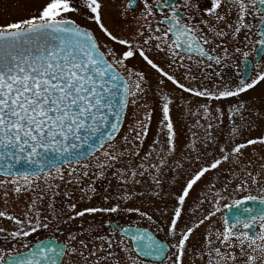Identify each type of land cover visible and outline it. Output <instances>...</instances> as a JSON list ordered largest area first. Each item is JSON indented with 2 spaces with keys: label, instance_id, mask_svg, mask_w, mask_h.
<instances>
[{
  "label": "snow or ice",
  "instance_id": "snow-or-ice-1",
  "mask_svg": "<svg viewBox=\"0 0 264 264\" xmlns=\"http://www.w3.org/2000/svg\"><path fill=\"white\" fill-rule=\"evenodd\" d=\"M138 2L143 7L134 18L140 23L131 37L114 34L105 26L101 0H80L79 5L74 0H44L37 13L0 25V176L4 177L0 179V189H3L5 198L9 184L14 194L33 193L22 219L0 210V217L11 219L16 225L15 230L8 234L10 238L23 240L41 227L48 228V217H41L39 209L35 212V219L30 213L37 200L43 201L49 193L54 196L61 184L83 185L80 187L81 199L85 196L91 199L88 195L92 190L91 185L85 183L91 170L95 169L91 172L93 177H99L125 153L133 156L139 154V143L148 134L151 109L142 120L135 121V126L128 127L122 137L125 144L122 150H117L116 143L128 103L135 106L142 94L146 95L148 91L145 73L129 67L126 63L129 59L138 55L161 77L157 82L162 101L160 129L157 139L149 146V151L138 166L143 170L144 161L151 159L155 151L158 163L149 167L156 173H161L167 167L168 158L175 152L169 93L164 91L165 79L182 92L206 97L209 101L236 97L264 80V72H258L250 82L249 74L241 75L234 89L228 84L223 87L214 85L212 89L203 85L193 88L166 71L151 55L165 53L169 67L175 64L185 68L194 64L202 71L204 67L212 68L213 62L221 65L224 57L217 54L218 46L213 47V37H226L229 31L218 27V23L234 10L236 18L226 28L235 38L242 29L250 27L246 21L248 16L255 15L260 22H264V0H210V7L204 8L203 12L215 19L217 24L204 19L194 24L190 12L187 20L182 19L181 11L188 12L189 8L201 11L199 4L190 3V0H126L121 16L127 18V11ZM221 6L226 7L225 13L218 11ZM81 8L86 11L81 12ZM70 13L94 23L101 35L98 37L92 28L78 23ZM200 25L208 31L204 32ZM256 27L257 38L249 51L258 45L259 50L264 52V26L258 23ZM145 32L148 34L145 35ZM116 44L120 45L119 50L112 46ZM224 51L227 54V49ZM249 51H244L242 56L247 58ZM245 63L242 59L241 65ZM184 79L195 80L196 77L186 71ZM181 100L187 107V102L182 97ZM199 107L206 114L210 111L208 105ZM239 107L242 108L243 104ZM216 111L220 112L219 107ZM234 111H238V108L230 106V119H233ZM252 126L255 127L254 124ZM164 130L167 147L161 145L157 150L155 145L161 143L158 137ZM232 135H239L237 127H233ZM257 143L264 144V135L236 143L230 152L225 145H221L218 157L209 163H202L191 172L177 191L164 193L175 202L171 209L167 204L162 207L155 205L154 211H142L140 207L125 208V211L137 213L151 225L157 224L154 215L167 216L166 239L156 238L149 229L139 227L135 221L125 225L114 224L108 234L93 237V241L101 243L99 248L93 243L90 255L96 256L97 251L106 252L105 256L97 257L93 264H99L102 259L111 260V264H120V259H114V253L108 251L114 247H119L125 254L127 264H184V257L189 253V234L215 216L220 211L221 202L229 198L231 205L224 204L223 207L240 210L231 221L224 218L221 227L215 228V231L212 230L214 223L209 226L204 244L189 255L191 264H195L197 257L201 264H222L235 259L232 252L221 253L220 248L215 247L217 243L228 249L240 248L242 254L247 245L251 252L247 255V264H257L258 257L259 264H264V185L259 180L260 172L253 174L240 169L244 172L240 175L238 171L229 169L230 178L220 186H217L220 183L217 181L202 190L203 194L197 197L195 206L188 209L189 218L184 221V227H180L185 215L186 198L194 185L207 172L216 170L224 162L238 164L242 149ZM129 144L131 148L127 146ZM161 152L164 154L160 155ZM181 159L190 162L189 157L182 156ZM196 159H200L199 154ZM175 163L177 167L172 171L182 167L180 160ZM143 174V171L138 173L130 167L113 173L123 183L130 181L133 184L139 183L135 177ZM153 180L161 190L152 195L159 198L161 181L156 176H153ZM170 183L175 185V177ZM252 188H258L260 195L251 194ZM237 194H241L239 199L236 198ZM63 195L68 197L70 193L65 190ZM133 195L125 192L116 199L127 201ZM109 199V196H104L105 201ZM245 202L258 204V207H244ZM49 207H52L51 201ZM119 211V202L110 207L89 206L80 210H77L75 203H69L60 214L71 212L69 219H75L83 218L86 214ZM197 212L199 219H196ZM57 215L53 212L52 219L55 220ZM41 219L45 223L42 224ZM93 230L89 225L80 233H69L65 241L50 237L32 246L25 243L20 246L23 251L15 245L7 252L0 249V264H61V258L66 253L70 256L77 254V248L72 244L77 241V236L90 234ZM3 231L0 228V232ZM157 231L163 232L164 229L158 227ZM117 235L119 240H116ZM167 238L171 239V243ZM90 242L83 239L78 241L81 247L79 255L85 260L87 257L83 249H87Z\"/></svg>",
  "mask_w": 264,
  "mask_h": 264
},
{
  "label": "rangeland",
  "instance_id": "rangeland-1",
  "mask_svg": "<svg viewBox=\"0 0 264 264\" xmlns=\"http://www.w3.org/2000/svg\"><path fill=\"white\" fill-rule=\"evenodd\" d=\"M75 4L79 5L80 0H74ZM103 3L102 17L103 23L109 28L114 34L124 35L125 37H131L135 28L139 25L134 17L139 15L140 9L143 7L141 3H137L134 8L127 11V18L121 16L122 10L126 0H101ZM181 2V0H180ZM44 3V0H0V25L14 22L16 20L26 18L31 14L38 12L40 6ZM190 3H198L201 9L200 12H196L195 9L189 8L186 12V20L189 18V12L191 13V20L194 24H199L201 19L209 20L212 24H217V21L203 12V9L210 7V0H190ZM86 11L81 8V12ZM218 11L220 13L226 12V7L221 6ZM73 19L82 25H87L96 31L99 37L101 33L97 26L91 21H87L81 18L80 15L70 13ZM255 15H250L246 18L250 27L248 29H242L233 38L230 30L226 28V25L232 23L236 18V13L233 10L231 14L225 16V19L218 23V27L229 31V35L223 38L213 37V47L218 46L217 54L224 57L221 65H212V68L204 67L201 71L194 64H189L185 68H179L177 65L168 66L165 58V53L161 52L158 54H151L152 58L164 67L170 74H174L177 79L182 83L193 87L199 88L201 85L208 89H212L214 85H220L223 87L225 84L234 87L240 81L239 63L240 59L243 58L242 53L249 51L253 46V31L254 22H256ZM204 32H207V28L200 25ZM253 28V29H252ZM148 33L145 32V35ZM252 40V41H251ZM117 50L120 49V45H112ZM227 49V54H225ZM236 49L241 51L237 52ZM249 54L250 51H249ZM129 67H132L136 71H142L145 73L147 79V94H142L141 98L138 99L137 104L133 106L131 102L128 103L124 120L122 123L121 132L117 134L116 143L118 145V151L125 147L122 137L127 132L129 126H135V121L142 120L145 113L151 109L150 120L148 121V134L144 137L143 142L139 143L140 151L139 154L133 156L129 153H125L119 157L118 161L113 164L110 168L104 171V174L99 177H93L90 171V176L85 178V183L91 185V191L88 195L91 196L89 199L87 196L81 199V186H75L71 184H61L60 188L56 191L53 196L49 193L43 201L37 200V203L33 206L30 216L35 219V212L37 209L41 212V217H48V228L41 227L35 233H31L28 237L20 239H13L8 234L15 230L16 225L11 219L0 217V228L5 231L0 232V249L7 252L14 245L20 248L22 244H29L35 239H39L45 236H55L61 241H65L69 233H80L82 229H87L89 225L94 229L90 234L77 236V241H73L72 244L77 248L76 255H64L61 264H93L97 260V257H103L106 255L105 251H97L96 256H91L90 252L93 247V243L97 248L100 246V241H93V237L103 236L108 234L111 230L107 226L108 222H115L116 224H128L131 222H137L138 226L146 227L156 233L162 240L166 239L167 227L165 220L167 216L161 217L154 215L153 219L157 221L156 225H151L147 220H142L139 215L135 212H127L124 209L129 207H140L142 211H148L152 209L154 211L155 205L164 204L169 206L171 209L175 203L170 196L164 195V193H171L177 191L185 178L194 170H197L202 163H209L215 157L220 155V146L225 145L227 151H231V147L236 143H243L247 139L264 135V80L258 81L253 88L245 90L238 94L236 97L222 98L219 100L213 99L209 101L206 97H198L190 93L182 92L176 88L171 82L165 79L164 88L165 92L169 93L170 100V118L173 122L174 137L173 142L175 145V152L167 160V167L161 172L156 173L150 165L157 164L158 159L156 152H153L151 159L144 161L145 168L142 170L138 166L141 164L144 154L149 151V146L152 145L153 141L157 139V133L160 129V121L162 119V101L157 90V82L161 77L154 70H152L138 55L134 58L129 59L127 62ZM188 71L190 76H195V80H185L184 73ZM258 72H264V58L256 62L252 67V72L249 77V82L252 78H255ZM220 73V75H216ZM134 79V78H133ZM131 84L132 81H129ZM187 102V107L182 102ZM243 104L240 108L239 105ZM200 105H208L209 113L206 114ZM230 106H236L238 111L233 112V119L229 118ZM219 107L220 112L216 109ZM195 113V115H193ZM243 117V119H242ZM255 125L253 127L252 125ZM211 125V127H208ZM237 127L239 129V135L233 137L232 129ZM131 139V136L129 137ZM160 144L155 145L158 150L161 145L165 148L166 144V130L160 132L158 137ZM129 148L131 144L127 145ZM193 148L195 150H193ZM164 153L161 152L160 155ZM200 155V159L197 160L196 156ZM182 156L190 158V162L181 159ZM180 160L182 167L178 171H172L177 167L176 161ZM264 144L257 143L255 145H249L242 149V154L239 157V162L233 165L231 161L222 163L216 170H210L204 177L194 185V188L190 190V195L186 198L187 203L184 205L185 215L180 221V227H184V221L188 220V209L193 208L197 203V197L202 195V190L211 183H223L224 180L230 178L228 170L233 169L243 175L244 172L239 171L244 169L251 171L253 174L260 172L261 175L259 180L261 185H264ZM135 169L138 173L143 171V175H137L136 180L139 183H123L114 172L118 169ZM153 176H156L161 181V196L159 198L152 195L155 191L161 189L154 183ZM175 177V185L173 186L170 182ZM0 176V179H3ZM67 179V177H66ZM43 185H41L42 187ZM7 198L3 195V189H0V210H4L8 213L14 214L17 218H23V213L27 211V206L31 202L33 193H21L19 195L14 194L11 191V185L8 186ZM68 190L70 195L65 197L64 191ZM125 192L133 193L131 200H120L117 201L116 197L122 195ZM251 194L260 195L258 188H252ZM109 196L108 201L104 200V196ZM241 194H237V199ZM7 200V203H5ZM49 201H51L52 207H49ZM119 202L121 204V211L116 213H93L86 214L83 218L76 217L75 219H69L72 215L71 212H64L60 214L62 210L66 208L69 203H75L77 210L83 207H110L113 203ZM224 204L231 205V198L225 199L221 202L220 211L215 216L210 218L205 223L201 224L198 228L194 229L193 233L189 234L187 241L189 253H186L184 257V264H191L189 255L193 253L197 248H200L205 242V235L209 230V226L213 225V231L215 228L221 227L223 222L222 213L225 210ZM207 207V205H205ZM57 213V218L52 219V213ZM199 212L196 213V219H199ZM41 223H45L41 219ZM163 228L164 231H157V228ZM58 229V231H57ZM92 241L88 244L87 249H83L84 255L87 260L83 259L79 252L81 247L78 243L79 240ZM214 239V238H213ZM116 240H119V236H116ZM168 242L171 243V239L167 238ZM215 247H219L221 253L232 252L235 256L234 260H227L226 262H232L234 264H247V255L251 254L250 249L247 245L244 247V254L241 253L240 248L233 247L231 249L225 248L218 243ZM22 249V248H20ZM105 249L107 245L105 244ZM114 253V259L119 258L120 264H127L125 254L119 250V247L108 249ZM219 259V258H218ZM259 257L257 263H259ZM206 260V258H205ZM201 260L197 257L195 264L200 263ZM99 264H111V260L102 259L99 260Z\"/></svg>",
  "mask_w": 264,
  "mask_h": 264
},
{
  "label": "water",
  "instance_id": "water-1",
  "mask_svg": "<svg viewBox=\"0 0 264 264\" xmlns=\"http://www.w3.org/2000/svg\"><path fill=\"white\" fill-rule=\"evenodd\" d=\"M261 23V25L262 26H264V22H260ZM262 52L259 50V46H257V48H256V50H255V54H254V56H253V59H257L258 57H259V55L261 54ZM246 61V63L244 64V65H242V73H241V75H243V74H249V76H250V61L249 60H245ZM125 113V112H124ZM123 117H124V114H123ZM244 207H251V208H256V207H258V204H256V205H254L252 202H245V204H244ZM240 209H238V208H234V207H228V208H226L225 210H224V212H223V219L224 218H227L229 221H231L232 220V218L234 217V215L239 211ZM114 224H116L115 222H108L107 223V226H109L110 228L114 225ZM140 227V226H139ZM142 228H144V227H142ZM150 231V230H149ZM153 235L156 237V238H158L154 233H153ZM47 238H50V237H46V238H42V239H47ZM42 239H39V240H42ZM158 239H160V238H158ZM39 240H37V241H39ZM161 240V239H160ZM37 241H35V242H37ZM34 242V243H35ZM33 243V244H34ZM32 244V245H33ZM31 245V246H32ZM61 260H62V258H61Z\"/></svg>",
  "mask_w": 264,
  "mask_h": 264
},
{
  "label": "flooded vegetation",
  "instance_id": "flooded-vegetation-1",
  "mask_svg": "<svg viewBox=\"0 0 264 264\" xmlns=\"http://www.w3.org/2000/svg\"><path fill=\"white\" fill-rule=\"evenodd\" d=\"M177 2H180V0H177ZM181 17H182V19H186L187 18V16H186V12H184V11H181ZM258 17H256V22H254V25H253V27H254V31H253V40L254 39H256L257 38V36H256V33H257V23H258ZM253 29V28H252ZM252 41V40H251ZM256 47V46H255ZM252 49H253V46H252ZM254 51H255V49L254 50H252V51H250V53L251 54H249V56L247 57V58H249V59H251L252 58V55H253V53H254ZM264 58V52L262 53V55L260 56V58H259V60L258 61H260L261 59H263ZM242 59H246V58H241L240 59V63H239V68H238V70H239V73H240V71H241V60ZM256 62H252V67H253V65L255 64ZM213 64H214V62H213ZM257 231H258V229H257ZM206 258V257H205ZM198 264H201V262L200 263H198ZM222 264H234V263H232L231 261L230 262H222ZM257 264H259V263H257Z\"/></svg>",
  "mask_w": 264,
  "mask_h": 264
}]
</instances>
